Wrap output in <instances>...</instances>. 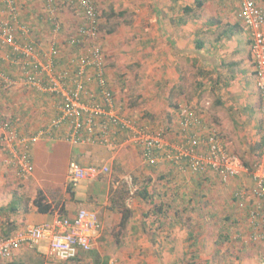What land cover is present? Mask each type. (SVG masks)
Returning a JSON list of instances; mask_svg holds the SVG:
<instances>
[{"label": "crops", "instance_id": "obj_1", "mask_svg": "<svg viewBox=\"0 0 264 264\" xmlns=\"http://www.w3.org/2000/svg\"><path fill=\"white\" fill-rule=\"evenodd\" d=\"M256 1L264 8V0ZM16 4L18 25L25 26L26 24L32 27V30L34 29L30 38L18 32V40L23 44L33 40V37L37 41L38 39L43 41L49 33L47 30L51 18H54L49 13L44 20L41 15L42 10L35 8L46 6L45 0H16ZM241 6L242 0H133L132 4L126 5L127 8L132 7L135 13H138L137 22L139 24L135 32L138 38L144 40L140 48L148 51L150 62L153 65V71L150 72L152 82L149 86L152 97L156 100L161 98L162 100L158 102L161 104L163 96L169 97L171 101L175 96L174 107L169 106L170 108L167 109L171 116L162 128L148 120L142 121L143 124L150 125L157 132L165 133L168 141L172 143L181 142L186 139L187 134L184 136L180 131L179 112L181 107L189 106L203 116L208 130H217L229 152L237 155L246 166L245 159L252 161L251 156L256 150L259 157L256 158L257 162L253 165L254 167L258 164L263 150V118L261 97L251 57V33L239 18ZM2 9V19L13 20L4 4ZM143 18L148 19L149 25L143 24ZM77 27L68 32H76ZM18 30H20L19 27ZM68 32L64 35L65 37L58 39L57 43L61 51L57 59L60 70H68L70 68L69 58L71 54H76L75 48L66 42L70 35ZM37 46L40 58L45 60L44 57L51 47V42ZM71 47L74 50L72 53H70ZM62 50L68 53L63 55ZM5 69L16 79V83L7 90L0 83V121H11L21 136H34L58 114L56 102L51 96L27 86L20 78V66L11 65L6 61ZM106 74L111 87L109 72ZM43 96H47L45 100ZM16 100L18 102H15ZM47 100L50 101L48 103L50 113L44 110V106L40 109L41 114H44L38 119L35 118L36 115L33 112L28 113L24 110L29 108L28 105H34L33 103L44 105ZM5 102L7 104H3ZM22 110L24 113H21ZM25 114L28 116L25 117ZM63 138V136L55 139L45 138L30 146L29 152L35 169L27 181L19 178L16 167L11 163V151L3 150L0 145V240L12 235L15 231L26 230L32 225L52 223L59 217L72 220L82 209L94 210L99 215L102 229L91 251L103 255L112 242L111 230L115 225L120 224L122 218L120 211L123 208V203L111 199L112 181L108 176L109 172L100 174L94 180H87V183H75L74 196L67 192V187L68 180H70L68 171L71 162L90 166L93 164L92 161L104 157V152H107L101 145L75 146ZM126 139V135L118 136L120 143ZM132 144V148L135 150L137 148L141 152L137 144ZM116 158L117 155H114L107 160L108 162L106 161L107 163L105 162V165L98 167H108L112 173ZM157 167H159L158 171L170 180L169 184L171 183L172 186L170 189L166 187L162 194L167 204L162 200L164 197L157 200L155 196V200L152 199L151 206L155 207L158 202H163V204H158V207H162L165 212L152 214L151 218L143 219L145 225L152 223L157 226L156 228L150 225L152 232L156 233L157 240L155 245L149 243L146 245L149 247L146 251L149 259L150 256L153 258L176 257L179 256L178 251H183L182 249L190 253V245L193 242L199 251L196 250L197 253H201L203 246L200 245V241H204V235L198 232L191 236L189 232L181 228L182 224L187 221L183 219L187 217L189 220L190 218L187 216L190 210L188 199L191 197L190 193L195 192L201 185L210 184L212 189L209 188L208 192L211 195H217L225 189L222 190L224 184H215L217 177L210 171L193 176L165 162L158 164ZM243 177L252 179L247 174H242L237 179ZM237 179L231 182L235 180L237 182ZM251 185L252 182L236 188L233 193V202L230 203L231 207L233 203L235 205L234 214L237 210L244 211L245 216L238 217L239 215L235 214L237 219L235 224L244 223L241 228L244 233L240 234L245 237L250 234L251 230L249 213L243 205L244 201L240 202L236 198V193L242 190L250 194L252 189H249V186ZM39 190L45 193L50 202H55L53 204L55 210L52 214H42L33 205V200ZM128 208L137 210L134 206H128ZM177 209L181 211L183 209L182 213L176 214L174 211ZM132 211L131 216H133L132 213L137 214L136 211ZM202 213L201 216L195 218L199 221V225L202 218L207 219L206 212ZM143 220L140 223H143ZM191 237L194 238L188 242ZM244 241L245 239L241 243ZM174 246L175 248H172ZM138 247L140 245L133 249L120 247L118 254L134 253L136 249L139 252ZM171 250L174 252L173 255H170ZM90 252H81L79 257L72 261L73 264L90 262L92 260ZM44 259L54 261L49 257L47 249L46 256H44L39 250L24 246L14 252L11 260L4 261L2 264H33L32 262L46 264ZM157 261V264H163L160 259Z\"/></svg>", "mask_w": 264, "mask_h": 264}, {"label": "built area", "instance_id": "obj_2", "mask_svg": "<svg viewBox=\"0 0 264 264\" xmlns=\"http://www.w3.org/2000/svg\"><path fill=\"white\" fill-rule=\"evenodd\" d=\"M45 2L53 16L60 3L75 8L83 16L82 24L66 41L72 47H81L78 54L70 56L68 70L58 68L60 49L57 42L51 43L45 60H42L35 41L23 44L18 40V32L30 38L31 27L18 25L16 0H0V83L6 90L16 83V79L5 69L6 61L20 66L21 80L27 86L52 96L60 112L58 117L31 137L19 135L11 121H0V145L3 150L11 151V163L16 167L19 178L27 181L32 176L34 165L30 146L41 139L63 136L75 146L101 145L110 151L117 150L122 143H135L141 148L143 161L150 166L165 162L191 174L210 170L223 184H229L242 174L250 176L255 183L254 189L250 194L239 191L236 198L244 201L251 230L247 237L243 234L238 237L246 242L264 241V8L256 0H242L239 13L240 20L251 33V57L263 118V150L258 164L251 169L237 155L225 149L218 132L208 130L203 116L189 106L181 107L179 112V128L187 137L176 143L168 141L165 133L126 115L107 80L106 57L100 42V19L95 2ZM3 4L13 20L2 19ZM51 21L54 33H60L61 27L56 18L52 17ZM4 51H8L6 56ZM120 135H126L127 141L120 143ZM108 172L109 168L105 166H82L73 161L68 175L71 182L79 183L94 180ZM101 229L98 213L87 209L78 211L72 220L59 217L52 223L29 226L0 240V264L11 260L14 252L24 246L34 248L43 243L50 258L70 262L81 252L93 249ZM109 264H119V260L113 259Z\"/></svg>", "mask_w": 264, "mask_h": 264}, {"label": "rangeland", "instance_id": "obj_3", "mask_svg": "<svg viewBox=\"0 0 264 264\" xmlns=\"http://www.w3.org/2000/svg\"><path fill=\"white\" fill-rule=\"evenodd\" d=\"M95 1L100 12L102 28L100 41L106 57L109 81L117 96L118 104L122 106L123 112L126 115H131V117L140 122L148 120L155 126L162 128L163 125L166 124L165 121L171 116L167 109L173 106L175 96L172 101L169 97L163 96V102L158 104L159 100L162 99L159 98L156 100L151 95L152 93L149 86L152 82V75L150 72L153 71V65L150 62L148 51L140 48L144 40L138 38L135 32L139 24V22H137L138 13H135L132 7H126V5L132 4L133 0ZM58 6L59 8L57 11L59 12L57 13L56 11L54 17L57 18L56 22L61 27L60 33H54V26L51 23V26L47 23L49 26L47 30L49 35L47 34L43 41L40 39L37 41L35 37H33L37 45L47 44L48 42L58 43V39L65 37L64 35L67 34L68 30H74L76 26L79 27L82 24L83 19H81V17L83 18V16H80L75 8L67 6L66 4H59ZM35 8L44 11L43 13L41 11L44 20L46 19V15L49 16V11L46 6H37ZM118 12L123 13V15H116ZM143 24L149 25L148 19L143 18ZM113 28H115V31H112ZM33 30L31 27L32 35ZM109 31L112 32L109 33ZM74 33L75 32L71 31L69 34L71 35ZM73 51L72 48L70 53ZM4 53L6 56L8 51H4ZM65 53L68 52L62 50V54L65 55ZM43 97L45 100L47 96ZM52 100L55 101L53 98ZM15 102L18 101L16 100ZM45 102L44 105L33 103L34 105H28L29 108L24 110L28 113L33 112L36 115L35 118L38 119L40 115L42 116L44 114H41L40 111L44 106V110L50 113V111H48L50 108L48 103L50 101L47 100ZM3 104L7 103L5 102ZM15 112L18 111L15 110ZM21 113H24V111L22 110ZM24 116L26 117L28 115L25 114ZM131 145L133 144L128 142L115 151H110L105 148L107 153L104 152V157L92 161L93 164L90 166L105 165L108 159L117 155L114 169L112 173H110L109 168L108 173L112 181L110 188L111 199L113 198L127 206L136 207L137 210L132 209V212L136 211L137 214L132 213L133 216H131L129 222L123 229H120L118 224L115 225L110 233L112 236H110V238H112L111 245L103 255H99L96 251H91L90 254L92 255L93 261L91 260L87 263L83 262L82 264H109L113 259H118L119 264H157V259H160L163 264H264V241H244L241 243L243 239L238 236L241 232L244 233V231L241 230L244 223L235 224L237 220L235 214L236 216L239 215L238 217L241 215L245 216V214L244 211L240 210H237V213L234 214L235 205L234 203L233 207L230 205V203L233 202V193L235 189L243 185L251 184L249 177L239 178L237 182L235 180L227 185L224 184L225 186L222 185V190L225 189L223 192H218L217 195H211L208 192L209 188L212 189L209 186L210 184L204 183L205 186L199 184L201 186H199L195 192L190 193L191 197L188 199L190 202V210L189 213H187V216H190V218L189 220L187 217L183 219L184 221L187 219V221L182 224L181 228L189 232L191 236L192 234L194 236L198 232L204 235V241H200V245L203 246V251L201 253H197L198 250L195 247V242H193L190 245V253H186L184 249H182L183 251H178L179 256L176 257L161 256L159 258H153L150 256L149 259V255L146 253L149 247L146 245H148V243L153 245L156 244V233H153L151 230V226L154 227L156 225L152 223L150 224L151 226L145 225L143 219L146 217L151 218L153 216L152 214H160L162 211L165 212L162 207H158V204H163V202H158L157 205H155L156 209L151 206V203L152 199L155 200V196H157V200L164 197L162 200L166 203L165 196L162 194L165 188L167 187L170 189L172 184H169L170 180L166 179L165 174L158 171L159 167L146 164L141 157V152L137 148L136 150L132 148L133 146ZM254 152L256 157H254V155L251 156L252 161L245 159L249 168H253V165L257 162L256 158L259 157V154H256V150ZM215 181V184H222L217 179ZM82 182L87 183V181ZM192 182L195 184L194 178H192ZM68 185L75 188V183L70 180H68ZM141 194L144 195L142 196ZM52 204H55V202L53 201ZM182 211L177 209L174 212L180 214ZM202 212H206L207 219H205V217L202 218L199 225V221H196L197 219L195 218L201 216L203 214ZM162 216L164 215L162 214ZM142 220L143 223H140ZM193 238L194 237H191L188 242H191ZM45 245L46 244L43 243L31 249L39 250L46 256ZM138 245H140V247H138L140 249L139 252L138 249H136L134 253L118 254V248L120 247L133 249ZM172 248H175V246ZM173 254L174 252L171 250L170 255ZM97 258L99 262L95 263ZM32 263L34 264V262ZM44 263L73 264L72 261H48L47 259H44Z\"/></svg>", "mask_w": 264, "mask_h": 264}, {"label": "trees", "instance_id": "obj_4", "mask_svg": "<svg viewBox=\"0 0 264 264\" xmlns=\"http://www.w3.org/2000/svg\"><path fill=\"white\" fill-rule=\"evenodd\" d=\"M94 2H95V0H93ZM200 3H198V5H199ZM95 5H96V2H95ZM96 7H97V5H96ZM97 11L99 12V10H98V8H97ZM82 15V14H81ZM116 15H123V13H121V12H118V13H116ZM99 19H100V12H99ZM102 28H101V22H100V20H99V30H100V32L102 31L101 30ZM112 31H115V28H113V30ZM111 31V32H112ZM110 31H109V33H111ZM101 42V41H100ZM75 48V50H76V54H78L79 53V51H80V49H81V47H74ZM1 86L3 87V84H1ZM46 95H48V94H46ZM50 96V95H49ZM52 97V96H51ZM59 111V110H58ZM59 114H60V112H58V114L57 115H55L52 119H54V118H56V117H58L59 116ZM51 119V120H52ZM217 131V130H216ZM199 134H200V132H199ZM219 134V133H218ZM219 136H220V134H219ZM221 137V136H220ZM222 138V137H221ZM222 140H223V138H222ZM223 146L225 147V149H227V147H226V145H225V143H224V141H223ZM228 150V149H227ZM229 151V150H228ZM32 161H33V158H32ZM33 165H34V161H33ZM34 169H35V166H34ZM208 171H210V170H207V171H205V172H203V173H200V174H193V176H197V175H202V174H204V173H206V172H208ZM210 172H212V171H210ZM217 177V176H216ZM218 179V178H217ZM252 180V179H251ZM252 182V185L251 186H249L248 188L249 189H254V182H253V180L251 181ZM223 184V183H222ZM245 189H247V188H245ZM251 190V191H252ZM242 191V190H241ZM67 192L69 193V194H71V196H74V192H73V187L72 186H70V185H68V187H67ZM142 196L144 195V194H141ZM239 201V200H238ZM240 202H243L242 200H240ZM33 205L37 208V210H38V212H40V213H42V214H52L53 212H54V210H55V208H54V206H53V204H52V202H50L49 200H48V198H47V196L45 195V193L42 191V190H39L38 192H37V195H36V198L33 200ZM122 210H121V213H122V218H121V221H120V224H119V228L120 229H123L125 226H126V224L129 222V220H130V218H131V211L132 210H130L129 208H128V206L127 205H122ZM26 211H28V210H26ZM19 231V230H18ZM15 232H17V231H15ZM77 259V258H76ZM75 259V260H76ZM75 260H72V261H75ZM99 262V259L97 258V260H96V263H98Z\"/></svg>", "mask_w": 264, "mask_h": 264}]
</instances>
